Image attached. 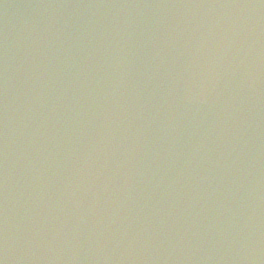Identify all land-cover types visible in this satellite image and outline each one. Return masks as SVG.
<instances>
[{
	"label": "water",
	"instance_id": "water-1",
	"mask_svg": "<svg viewBox=\"0 0 264 264\" xmlns=\"http://www.w3.org/2000/svg\"><path fill=\"white\" fill-rule=\"evenodd\" d=\"M0 264H264V0H0Z\"/></svg>",
	"mask_w": 264,
	"mask_h": 264
}]
</instances>
